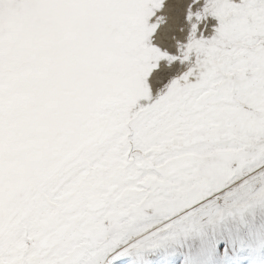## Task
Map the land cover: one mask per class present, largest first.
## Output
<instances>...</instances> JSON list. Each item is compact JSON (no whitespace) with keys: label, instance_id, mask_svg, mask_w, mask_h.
I'll list each match as a JSON object with an SVG mask.
<instances>
[{"label":"snow or ice","instance_id":"6c2138e0","mask_svg":"<svg viewBox=\"0 0 264 264\" xmlns=\"http://www.w3.org/2000/svg\"><path fill=\"white\" fill-rule=\"evenodd\" d=\"M264 264V0H0V264Z\"/></svg>","mask_w":264,"mask_h":264},{"label":"rangeland","instance_id":"374dc122","mask_svg":"<svg viewBox=\"0 0 264 264\" xmlns=\"http://www.w3.org/2000/svg\"><path fill=\"white\" fill-rule=\"evenodd\" d=\"M241 261L243 262V264H251L250 257L248 256L241 257Z\"/></svg>","mask_w":264,"mask_h":264}]
</instances>
